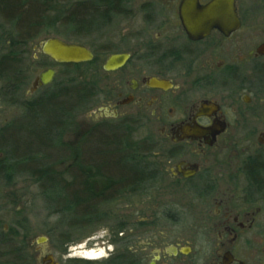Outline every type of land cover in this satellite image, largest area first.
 Masks as SVG:
<instances>
[{
  "label": "flooded vegetation",
  "instance_id": "af4514ba",
  "mask_svg": "<svg viewBox=\"0 0 264 264\" xmlns=\"http://www.w3.org/2000/svg\"><path fill=\"white\" fill-rule=\"evenodd\" d=\"M184 1L58 0L57 6L89 2L97 15L95 31L116 23L127 27L121 37L124 48L108 57L128 53V60L115 70H105L102 64L107 75L114 74L110 94L115 90L117 98L90 128L106 119L157 127L143 136L153 143L145 157L152 176L137 180L143 186L136 193L128 194L125 188L117 199L143 203L146 194L158 197L167 185L184 193L185 204L180 205L193 216L190 239L160 247L143 240L144 224L155 222L152 216L145 219L142 209L128 211L116 224L107 223V231L73 240L79 245L74 250L80 249L73 257L83 256L74 259L77 264H264V52L259 51L264 38L257 41L255 17L247 11L262 4L233 0L229 6L238 26L233 20L229 30L219 27L225 18L213 11L202 23L210 26L209 32L193 37L182 18ZM196 1L204 7L213 0ZM47 68L54 67L43 70ZM40 73L33 78L29 96L54 82L32 89ZM153 79L161 86L152 84ZM11 101L16 104L15 97ZM90 128L80 135L77 149ZM173 203L164 209L169 219L180 214ZM2 230L9 229L4 225ZM29 253L36 263V254ZM48 253L42 254L41 264H47Z\"/></svg>",
  "mask_w": 264,
  "mask_h": 264
},
{
  "label": "trees",
  "instance_id": "16d2710c",
  "mask_svg": "<svg viewBox=\"0 0 264 264\" xmlns=\"http://www.w3.org/2000/svg\"><path fill=\"white\" fill-rule=\"evenodd\" d=\"M57 3L58 0H0L1 11L17 29L10 33L7 51L0 54V80L6 81L2 90L9 103L15 97L16 104L24 108L22 116L0 130V151H4L0 157V177L10 180L24 174L35 177L40 181L42 195L52 206L51 212L61 213V218L75 229L103 220L101 205L125 194V188L128 194L141 189L143 185L137 180L152 176L153 170L145 157L153 143L148 137L133 140L131 133L139 122L129 119L97 123L84 134L79 149L64 142L67 129L97 95V87L89 81L73 77L26 96L32 65L27 46L46 29L49 14ZM63 12V21L75 26L78 32L93 30L97 15L89 2H72ZM26 60L29 66L25 65ZM61 64L74 68L95 62ZM54 155H59V159L54 161ZM68 159L75 161L65 172L51 168ZM144 187L146 191L149 188L147 184ZM0 249L5 258L1 264H32L28 244L20 238L18 230H0ZM76 261L73 260L74 264Z\"/></svg>",
  "mask_w": 264,
  "mask_h": 264
},
{
  "label": "rangeland",
  "instance_id": "374dc122",
  "mask_svg": "<svg viewBox=\"0 0 264 264\" xmlns=\"http://www.w3.org/2000/svg\"><path fill=\"white\" fill-rule=\"evenodd\" d=\"M241 2L244 4H257V7H259V4H262L260 8L247 10L252 13L250 17H255L252 22L256 25L257 41L262 40L264 38V0H241ZM66 5V3L61 2L50 12L46 29L40 32L27 46L28 55L32 58V65L31 78L26 84L24 93H26V96L28 95L33 78L46 66H52L56 69L54 82H67L70 78L74 77L77 81H89L95 84L97 95L91 104L76 117L75 123L67 129L63 136L64 142L75 145L85 130L89 129L95 121L106 116L103 108L111 105L117 98L115 90L110 94V89H113L114 74L107 75L103 70L102 64L112 51H121L124 48L121 47V37L122 31L127 27L116 23L111 29H104L103 27L95 31L93 28L89 33H80L78 30H75V26L71 27L68 25L69 23L63 21L62 14ZM245 7L247 8L248 6L246 5ZM56 18L57 20L55 21ZM58 18L62 20H58ZM11 32H17V29L9 21V17H6L3 11H1L0 7V54L6 52L9 48L8 41L10 40ZM50 36H57L69 42L82 43L93 49L98 58L97 64L99 68H94L95 65L93 64L66 68L65 65L56 63L48 57H39L40 43ZM111 43L115 44V46ZM41 60H43V64L38 63ZM25 65L29 66L27 60L25 61ZM5 84L6 81L0 80V130L17 116L19 117L24 114V108L20 104L14 105L8 102V97L2 90ZM139 125L134 127V132L132 131L133 133H131L133 140H138L145 136V134H150L152 131L157 130V127L153 123L139 122ZM3 155L4 151H0V157ZM52 159L54 161L59 159V155H54ZM74 161V159H68L57 162L51 168L55 172H65ZM67 179L70 180L71 178L67 176ZM41 188L40 181L27 174L11 180L6 178V176L0 177V230L3 229L4 225H7L9 230L19 231L20 238L25 239L28 244V250L34 253V255L36 254L38 258L36 263L33 264H41V257L44 252L54 253L56 258L64 264H74L73 260L75 258L83 259V256L73 257L74 253L77 254L80 251V249L74 250L79 245H75L73 240L76 241L80 238L87 239L93 234L105 232L107 231L105 229L107 223H114L120 215H124L128 211H136L137 209L144 210L145 219L152 216V220L155 221L144 224L142 234L145 242L163 247L164 245L176 242L185 243L186 240L191 238L189 223L193 220V216L188 208L180 205L185 202L186 197L183 192H178L177 190L173 191H177L178 194H176L177 192L172 193L173 191L167 185L163 186V191L161 190L160 192L162 195L158 197L152 196L149 198L146 194L143 203L141 200L137 201L138 199H134L135 203L132 205L131 199L133 198H129L127 201L124 198H120L116 201L102 204L100 212L103 216V221H98L84 227L79 226L75 229H71L68 223L61 218V213L51 212L50 208L52 206L47 201L48 198L42 195ZM171 202H174V207L177 206L180 212L177 217L175 216V219H169L163 214L166 205L171 204ZM127 204L129 205L126 206ZM108 213H111V215ZM41 236L48 237V240L40 244L42 246L38 249H35L38 245L37 240ZM66 236L70 240L67 241ZM65 242L70 245H63ZM1 253L2 249H0V264L5 260Z\"/></svg>",
  "mask_w": 264,
  "mask_h": 264
},
{
  "label": "water",
  "instance_id": "95a60500",
  "mask_svg": "<svg viewBox=\"0 0 264 264\" xmlns=\"http://www.w3.org/2000/svg\"><path fill=\"white\" fill-rule=\"evenodd\" d=\"M233 0H213L208 6H200L196 0H185L182 7V18L185 27L189 34L193 37H201L209 32L210 26L207 28L202 24L208 18H212L211 13L218 11L220 16L225 18V23L219 24V27L229 30L233 24L231 21L236 20L237 26L240 24L236 15H233V8L229 5ZM216 16V15H215ZM213 16V17H215ZM229 20V21H227ZM226 30V31H227ZM40 51L49 56L58 63H85L94 59L93 51L86 45L77 42H69L57 36H50L40 43ZM259 51L264 52V44L259 48ZM128 53H113L104 62L105 70H115L125 64L128 60ZM56 74L54 68H47L43 70L40 75L33 82L32 89L38 85H46L53 81ZM152 84L160 85L157 79L152 80ZM48 237L41 236L38 238V243H45ZM47 264H62L54 255L49 252L44 258Z\"/></svg>",
  "mask_w": 264,
  "mask_h": 264
}]
</instances>
